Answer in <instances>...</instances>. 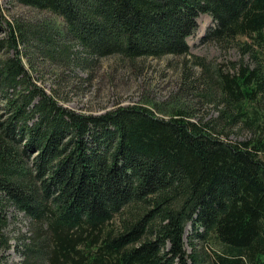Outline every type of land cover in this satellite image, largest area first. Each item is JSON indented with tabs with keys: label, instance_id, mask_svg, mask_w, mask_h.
I'll return each mask as SVG.
<instances>
[{
	"label": "trees",
	"instance_id": "16d2710c",
	"mask_svg": "<svg viewBox=\"0 0 264 264\" xmlns=\"http://www.w3.org/2000/svg\"><path fill=\"white\" fill-rule=\"evenodd\" d=\"M17 1L63 25L9 22L0 4V251L13 207L29 219L23 264H264V0ZM202 14L207 40L251 59L206 81L221 105L207 123L69 111L23 60L82 67L75 45L95 61L188 55ZM239 125L252 138L221 137Z\"/></svg>",
	"mask_w": 264,
	"mask_h": 264
},
{
	"label": "rangeland",
	"instance_id": "374dc122",
	"mask_svg": "<svg viewBox=\"0 0 264 264\" xmlns=\"http://www.w3.org/2000/svg\"><path fill=\"white\" fill-rule=\"evenodd\" d=\"M0 4L9 22L19 21L28 26L46 24L54 28L63 25L61 19L49 12L24 6L17 0H0ZM197 23L196 33L187 40L190 53L184 56L148 57L133 62L112 56L95 61L75 45L72 58L83 60L82 67L63 61L54 64L34 55L32 59L26 50L22 51L23 60L33 82L69 111L100 116L120 107L140 106L166 121L175 116V111H181L187 120L207 123L219 116L221 105L208 96L206 81L211 78L216 85L222 75L232 74L234 67L242 62L251 64V59L242 56L237 43L223 47L206 39L215 27L209 15H200ZM258 105L256 108L264 119V101ZM222 130L228 135L221 137L230 142L248 141L253 136V130L242 125ZM7 218L5 235L12 248L0 251L1 263L23 264L16 245L18 238L29 234V219L13 207L8 210ZM189 232L190 226L187 235ZM213 247L220 249V245ZM186 249L191 252L188 244Z\"/></svg>",
	"mask_w": 264,
	"mask_h": 264
}]
</instances>
